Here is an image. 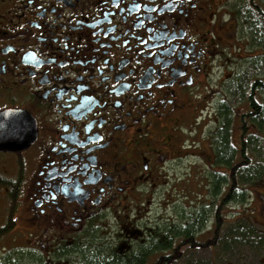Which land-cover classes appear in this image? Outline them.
<instances>
[{
	"label": "flooded vegetation",
	"instance_id": "1",
	"mask_svg": "<svg viewBox=\"0 0 264 264\" xmlns=\"http://www.w3.org/2000/svg\"><path fill=\"white\" fill-rule=\"evenodd\" d=\"M243 253L264 264V0H0V264Z\"/></svg>",
	"mask_w": 264,
	"mask_h": 264
},
{
	"label": "trees",
	"instance_id": "2",
	"mask_svg": "<svg viewBox=\"0 0 264 264\" xmlns=\"http://www.w3.org/2000/svg\"><path fill=\"white\" fill-rule=\"evenodd\" d=\"M225 153H226V151H225ZM259 166L260 165H258V167ZM245 175L246 174H244V173L242 174V181H241V184L243 186L242 187V191H241V199H242V201L246 200V198L248 197V192L246 191L245 184L249 181V179H251V177L249 175H247V176H245ZM262 175L263 174H257V180L258 181L262 179V177H263ZM247 236H248V234H245V233L242 234V238L243 239H245V237H247ZM227 245H228V242H227ZM138 260H139L138 257H135L134 261L131 262L130 264H140V262ZM170 261H171V258H170L169 255H163L162 264H169ZM86 264H109V263H107V261H104L103 257L100 254H97L96 257H95V260H93V262L88 260L86 262ZM112 264H128V263L122 261V262H115V263H112Z\"/></svg>",
	"mask_w": 264,
	"mask_h": 264
},
{
	"label": "rangeland",
	"instance_id": "3",
	"mask_svg": "<svg viewBox=\"0 0 264 264\" xmlns=\"http://www.w3.org/2000/svg\"><path fill=\"white\" fill-rule=\"evenodd\" d=\"M244 247V246H243ZM250 258V256L248 255V254H245L244 255V253L242 254V256L240 257V256H236L235 258H233V259H230V261L228 260V263L229 264H234V263H236L238 260H242V261H247V259H249Z\"/></svg>",
	"mask_w": 264,
	"mask_h": 264
}]
</instances>
